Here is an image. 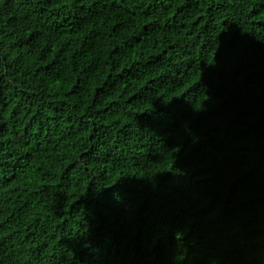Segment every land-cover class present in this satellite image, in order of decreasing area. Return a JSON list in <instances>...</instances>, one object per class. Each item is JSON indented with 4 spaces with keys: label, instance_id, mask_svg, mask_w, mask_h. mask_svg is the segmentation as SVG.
Here are the masks:
<instances>
[{
    "label": "trees",
    "instance_id": "trees-1",
    "mask_svg": "<svg viewBox=\"0 0 264 264\" xmlns=\"http://www.w3.org/2000/svg\"><path fill=\"white\" fill-rule=\"evenodd\" d=\"M0 264H264V0H0Z\"/></svg>",
    "mask_w": 264,
    "mask_h": 264
}]
</instances>
